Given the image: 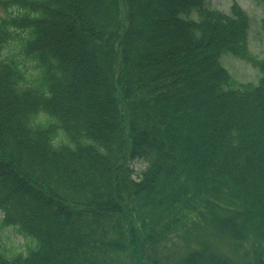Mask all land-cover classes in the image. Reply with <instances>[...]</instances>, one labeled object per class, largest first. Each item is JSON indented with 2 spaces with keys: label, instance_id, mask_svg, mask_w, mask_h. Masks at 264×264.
<instances>
[{
  "label": "trees",
  "instance_id": "1",
  "mask_svg": "<svg viewBox=\"0 0 264 264\" xmlns=\"http://www.w3.org/2000/svg\"><path fill=\"white\" fill-rule=\"evenodd\" d=\"M230 10L0 0V264H264V60L224 67Z\"/></svg>",
  "mask_w": 264,
  "mask_h": 264
},
{
  "label": "rangeland",
  "instance_id": "2",
  "mask_svg": "<svg viewBox=\"0 0 264 264\" xmlns=\"http://www.w3.org/2000/svg\"><path fill=\"white\" fill-rule=\"evenodd\" d=\"M235 1L238 2L250 16V56L248 59H239L227 52L222 56V64L229 70L237 85H239V83L249 82L258 84L261 74L257 67V62L264 60V31L262 28L264 3L262 0H208V5L229 13L231 5ZM1 12L5 14V12ZM133 167L137 171H142L144 169V165L138 162L133 164ZM17 239L19 240V238Z\"/></svg>",
  "mask_w": 264,
  "mask_h": 264
}]
</instances>
